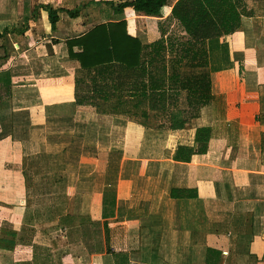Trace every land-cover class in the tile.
I'll return each instance as SVG.
<instances>
[{
  "label": "crops",
  "instance_id": "0c3cea01",
  "mask_svg": "<svg viewBox=\"0 0 264 264\" xmlns=\"http://www.w3.org/2000/svg\"><path fill=\"white\" fill-rule=\"evenodd\" d=\"M110 1L132 0H0V264H264V0L207 40L204 105L166 92L137 118L76 102V77L82 103L94 91L67 41L115 19L142 45L183 36L176 0L118 17ZM45 4L80 10L52 28Z\"/></svg>",
  "mask_w": 264,
  "mask_h": 264
},
{
  "label": "trees",
  "instance_id": "16d2710c",
  "mask_svg": "<svg viewBox=\"0 0 264 264\" xmlns=\"http://www.w3.org/2000/svg\"><path fill=\"white\" fill-rule=\"evenodd\" d=\"M169 0H132L123 3L108 2L115 13L123 14L124 9L131 7L134 12L149 16H161ZM48 13L51 27H55L59 12H67L76 17L80 8L74 10L54 9L50 5H39ZM241 0H176L171 8V17L176 19L183 36L154 41L142 45L137 39L126 33L123 19L116 22L102 23L86 34L67 41L69 57L77 59L81 68L86 70V85L92 87L94 94L87 103H82L79 86L84 80L76 77L75 98L78 104L95 107L98 113L126 114L134 118L145 115L149 110H163L166 92L176 96L179 90H186L188 99L204 105L210 99V79L205 68L208 63L206 42L209 39L233 33L240 26L241 15H244ZM23 27L22 29H25ZM8 30L0 32L1 39ZM78 46L79 51H73ZM150 49L148 57L142 60V51ZM197 68L200 71L193 72ZM137 72L141 83L127 95L138 98L131 102L123 99L127 80ZM184 74V77H183ZM146 76V80L145 79ZM90 82V83H89ZM122 86V87H121ZM140 97V99H139ZM149 105L141 98L148 99ZM176 115V114H175ZM179 128L185 119L179 120ZM177 121L173 124L176 125ZM189 151V149H186ZM176 160L181 148L178 147ZM192 152L182 161H188Z\"/></svg>",
  "mask_w": 264,
  "mask_h": 264
},
{
  "label": "rangeland",
  "instance_id": "374dc122",
  "mask_svg": "<svg viewBox=\"0 0 264 264\" xmlns=\"http://www.w3.org/2000/svg\"><path fill=\"white\" fill-rule=\"evenodd\" d=\"M35 9H36V8H35ZM42 173H43V172H41V174H42ZM27 175H28V177H29L30 180L33 179V175H34V174H33V170H32V171H30V170L27 171V172H26V176H27ZM35 175H36V174H35ZM40 186H42V190L45 191V192H47L48 189H49V188H48V185H45V186H44V185L41 184ZM46 186H47V187H46ZM48 205H49V204H46V205H44V206H48ZM47 208H48V207H47ZM28 234H29V232H28ZM28 236H29V235H28ZM28 236H27V237H28Z\"/></svg>",
  "mask_w": 264,
  "mask_h": 264
}]
</instances>
